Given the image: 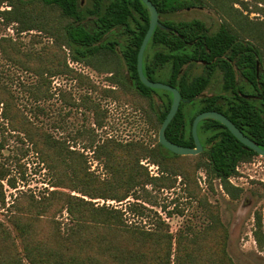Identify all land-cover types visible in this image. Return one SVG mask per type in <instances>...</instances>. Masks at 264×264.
Listing matches in <instances>:
<instances>
[{
	"label": "trees",
	"instance_id": "16d2710c",
	"mask_svg": "<svg viewBox=\"0 0 264 264\" xmlns=\"http://www.w3.org/2000/svg\"><path fill=\"white\" fill-rule=\"evenodd\" d=\"M80 1L0 0V4L12 6V11L4 13L9 22H17L28 31L35 28L47 31L60 48L69 47L75 61L85 62L100 73L112 74L107 80L122 93L119 94L117 88L102 89L105 97L128 101L129 96H138L140 101L148 102L149 122L160 132L173 95L146 87L138 74V53L150 27L147 7L141 0H108L106 4H102L103 0H91L87 7L81 6ZM151 1L165 29L158 26L152 35L144 55V74L157 82L155 78L168 71V84L177 88L183 99L166 130L168 140L195 147L192 133L195 118L200 113L216 111L227 116L264 150V20L253 19L245 13L264 14V0ZM29 6H43L46 10L35 12ZM96 6L101 9L95 10ZM205 6L220 11L223 20L217 30L200 19L176 21L170 18L181 11ZM116 32V36L124 37V46L111 38ZM121 55L130 80L128 75L120 73ZM32 57L29 55L30 59ZM8 58L42 77L45 71L50 77L59 72L73 73L66 57L55 70L49 67L36 70L12 55ZM198 64L203 73L193 76L190 69ZM218 73L222 74V92L206 95ZM84 79L81 77V81ZM48 83L47 79H42L33 96L47 97ZM90 86L97 89L93 83ZM154 96L162 100V105L156 104ZM0 102L5 105V100ZM82 104L94 111L97 128L106 126V111L99 103L86 97ZM8 105L4 116L11 121L12 131L26 134L34 141L41 158L56 175L54 187L81 196L54 190L47 197L26 196L25 205H15L17 213L12 215L10 227L0 222V236L5 241L0 252L4 264H235L228 252L229 233L219 207L211 205L201 195L197 172L204 169L208 179L218 180L225 193L238 200L243 190L232 185L229 179L236 174L239 164L259 155L220 122L207 119L199 124L203 152L195 156L177 155L162 146L159 139L154 145L106 139L94 151L109 175L108 179L101 180L87 169L84 154L71 150L67 141L33 127L26 118L10 110V103ZM0 146L1 152L3 144ZM143 159L158 166L160 177L150 175L141 165ZM5 176L0 172V179ZM179 176L189 197L199 201L208 220L205 227L198 230L190 227L175 236L163 218H159L154 229L126 223L129 212L134 216L145 215L147 207L138 203L142 199L138 195L140 191L150 197L151 191L173 189ZM131 197L136 202L130 203L125 211L96 206L92 201L105 199L124 203ZM1 200L5 202L4 195ZM55 203L59 208L53 212ZM65 211L68 217L63 229L62 221L55 215L63 216ZM51 214L48 220L52 233L50 238H45L39 234L38 224ZM254 237L263 249L261 216L256 219Z\"/></svg>",
	"mask_w": 264,
	"mask_h": 264
},
{
	"label": "rangeland",
	"instance_id": "374dc122",
	"mask_svg": "<svg viewBox=\"0 0 264 264\" xmlns=\"http://www.w3.org/2000/svg\"><path fill=\"white\" fill-rule=\"evenodd\" d=\"M87 1L89 3V0ZM29 8H34L35 12L46 10L43 6L38 8L29 6ZM9 11H12L10 4H0V100H5V105L0 102V145L3 144L0 152V172L6 175L0 179L2 185L0 187V222L8 227H10L9 221L12 215L17 213L15 205H25L26 196L47 197L54 190H64L81 196L71 190L54 187L56 175L41 158L34 141L26 134L12 131L9 125L11 121L4 116L9 103L10 110L26 118L33 127L41 128L47 134L67 141L71 150L84 154L87 169L101 180L108 179L109 175L94 151L106 139H115L123 143L145 142L150 145H154L159 139L158 129L153 127L148 119L146 112L148 102L140 101L138 96L136 98L129 96L128 101L105 97V94L101 92L102 89L117 88L119 94L122 93L118 86L115 87L107 80L112 74L100 73L85 62L75 61L69 47L60 48L57 40L47 31L37 28L28 31L22 29L17 22H9L4 15ZM245 13L253 19L264 20L263 13ZM170 18L176 21L200 19L212 30H217L223 20L220 11L213 6L184 10ZM56 25L60 27L58 23ZM116 35L117 32L111 38L117 39L124 46L126 42L124 37ZM4 51L7 53L5 54ZM11 55L22 61L21 63L25 66L36 70L38 67L41 70L47 67L55 70L60 67L59 63H63L66 57L68 68L73 73L59 72L50 77L45 71L42 77L35 70H27L21 64L14 63L8 58ZM29 55L33 57L30 59ZM120 61L122 63L120 73L127 76L128 70L122 55ZM190 71L193 76H197L203 73V68L198 64ZM81 77L85 78L84 81H81ZM42 79L49 81L47 86L49 94L47 97L37 99L33 96V92L42 83ZM155 79L159 83L168 84L169 72L165 71ZM91 83L97 87L96 90L90 86ZM222 86V74L218 73L206 91V95L221 93ZM86 97L99 103L102 110L106 111L105 127H96L94 111L82 104ZM154 97L156 104L162 105V100L158 96ZM141 165L148 169L151 176L160 177L158 166L150 160L143 159ZM236 171V174L232 176L235 184L232 185L243 190L238 200L231 199L218 180L208 179L204 169L197 172V182L201 195H204L211 205L219 207L222 222L229 233L228 252L235 264H264V248H259L254 237L258 216L262 218L264 229V157L258 156L250 162H243L238 165ZM182 183L183 179L179 176L176 187L173 189L151 191L152 188L149 187L150 197H146V194L140 191L138 195H141L142 199L138 203H143L147 207L145 215L134 216L129 212L126 214V223L129 226L138 225L146 229H154L159 218H163L170 225V232L175 236L179 231L186 232L190 227L196 230L205 227L208 220L199 201L189 197ZM3 195L4 203L1 200ZM86 200L89 199L86 198ZM92 201L96 206L114 207L123 211L129 207L130 203L136 202L133 197L124 203L105 199ZM58 208L59 206L55 203L53 212ZM55 216L62 221L64 229L68 217L66 211L63 216L60 213ZM47 217L38 224V232L42 237L50 238L52 226L48 219L52 218V214ZM3 242L5 241L0 236V252L3 249L1 247ZM1 259L0 253V264H4Z\"/></svg>",
	"mask_w": 264,
	"mask_h": 264
},
{
	"label": "water",
	"instance_id": "95a60500",
	"mask_svg": "<svg viewBox=\"0 0 264 264\" xmlns=\"http://www.w3.org/2000/svg\"><path fill=\"white\" fill-rule=\"evenodd\" d=\"M141 1L145 4V6L147 7L149 11L150 27L143 40V43L138 53V74H139L140 80L148 88L168 91L172 93L173 95V103H172L171 109L167 117L165 118L163 125L159 132L160 144L164 146L165 148H167L169 151L177 155H182V156L199 155L203 152V146H202V143L198 135V126L202 121L207 120V119H212V120H216L220 122L223 126L227 127L229 131L243 145H245L249 149L254 150L259 156L264 157V150L259 145H257L249 137H247L227 116H225L223 113L216 112V111H206V112L200 113L195 118L193 122V128H192L193 138L195 141V147H184L181 145H177L168 140L166 136V130L169 124L172 122V120L176 116L183 99H182L180 91L177 88L169 84L152 81L148 77H146L144 74V55H145L147 46L152 38V35L155 29L158 26L165 29V26H163L160 23L159 13H158L157 7L153 4V2L151 0H141ZM128 79H130V74H128Z\"/></svg>",
	"mask_w": 264,
	"mask_h": 264
},
{
	"label": "flooded vegetation",
	"instance_id": "af4514ba",
	"mask_svg": "<svg viewBox=\"0 0 264 264\" xmlns=\"http://www.w3.org/2000/svg\"><path fill=\"white\" fill-rule=\"evenodd\" d=\"M87 2H88L87 0H81V1H80V4H81V6H83V7H87V6L90 5L91 0H89V3H87ZM106 3H108V0H103V1H102V4H106ZM100 9H101V8H99L98 6L95 7V10H97V11H99Z\"/></svg>",
	"mask_w": 264,
	"mask_h": 264
},
{
	"label": "built area",
	"instance_id": "2783aa9c",
	"mask_svg": "<svg viewBox=\"0 0 264 264\" xmlns=\"http://www.w3.org/2000/svg\"><path fill=\"white\" fill-rule=\"evenodd\" d=\"M238 169H239V168H238ZM229 181H230L231 184H235V183H234V177H231V178L229 179Z\"/></svg>",
	"mask_w": 264,
	"mask_h": 264
}]
</instances>
